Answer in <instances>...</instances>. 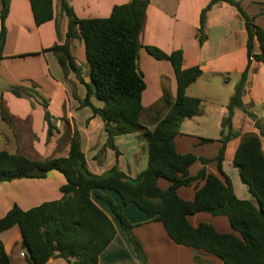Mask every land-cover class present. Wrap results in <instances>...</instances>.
<instances>
[{
  "label": "trees",
  "instance_id": "obj_1",
  "mask_svg": "<svg viewBox=\"0 0 264 264\" xmlns=\"http://www.w3.org/2000/svg\"><path fill=\"white\" fill-rule=\"evenodd\" d=\"M149 1L129 0L114 5L107 17L79 18L67 0H60L61 11L69 19L66 41L45 51L55 54L65 75L69 70L73 71L85 85L86 94L78 100L79 104L88 106L93 114L104 121L107 134L104 146L114 150L116 156L120 152L114 137L142 130L146 139L147 166L135 177L126 175L117 165L100 175L92 173L87 167L76 129L71 134L67 156L32 159L0 150V182L43 178L52 169L60 171L66 178V183L60 187L61 198L44 201L27 210L14 204L5 215L0 216V232L15 225L19 227L28 264H46L53 256L63 258L68 264H97L98 255L113 239L115 228L106 213L93 202L92 191L96 198L108 203L111 213L127 231L137 256L144 262L146 256L140 242L131 233L133 224L126 217L122 204L133 203L147 216L161 222L175 243L210 252L224 264H264V151L259 136L256 133L242 135L232 160L241 181L255 200L238 198L229 176L222 169L226 143L239 135L231 127L234 108L243 109L255 121L259 133L264 137L260 120L254 113L248 112L242 102L251 61L264 63V28L255 23L256 15L246 13L239 0H209L201 9L196 32L199 45L207 38L205 22L210 8L220 2L236 8L243 18L247 35L246 65L227 103V113L221 120L220 137L200 138L202 143L218 141L220 147L217 154L206 158L190 152L179 153L174 139L179 133L180 124L183 119L197 114L201 105V99L188 96L186 88L201 75L202 69L199 65L183 68V51L180 48L167 53L157 46L145 45L146 51L155 59L170 62L176 79V93L173 97L165 90L155 105L148 108L142 105L146 84L138 67L139 49L142 47L139 36ZM9 3L10 0H1L0 60L3 58L7 33L5 19ZM29 3L36 25L53 18L52 0H29ZM259 14H264V9ZM75 38L84 42L89 82L83 79L70 52V41ZM255 38L259 52L254 51ZM9 90L16 96L23 93L31 95L27 92L30 89L24 86H9ZM91 97L103 105H94ZM42 100L50 135L55 127L47 110L48 102L44 98ZM0 107H3L2 102ZM143 118L146 120L143 121ZM146 122L152 124L153 128L148 129L144 125ZM197 159L203 166L195 175H190L189 167ZM213 161L223 180L206 171L205 165ZM159 178L170 181V185L161 188L157 183ZM198 179L204 180V183L196 189L192 200L178 196L177 188L189 186ZM102 189L116 193L121 203H117L110 193L102 192ZM200 211L226 216L236 233L219 232L207 222L192 226L187 216ZM193 259L197 264H204L196 255ZM0 264H11L1 240Z\"/></svg>",
  "mask_w": 264,
  "mask_h": 264
},
{
  "label": "crops",
  "instance_id": "obj_2",
  "mask_svg": "<svg viewBox=\"0 0 264 264\" xmlns=\"http://www.w3.org/2000/svg\"><path fill=\"white\" fill-rule=\"evenodd\" d=\"M128 1L67 0L79 18L107 17L114 5ZM208 2L209 0H150L146 7L145 22L139 40L142 46L154 45L167 53L180 48L183 51V68L193 65L201 67V75L186 88L188 96L201 99L199 111L194 116L182 120L174 141L176 151L179 153L190 152L197 157L211 158L217 154L220 143L216 140L202 143L200 138L220 137L221 120L227 113V103L246 65V48H243L242 55L234 58L235 62L232 63L234 47L228 44L220 48L211 40L208 30L213 27L220 28L224 37L231 35V19H235L239 27L245 31L244 21L239 12L225 2L214 4L207 12L205 22L207 38L202 45H199L196 38L199 15ZM52 8L53 18L36 25L29 0H10L5 19L7 33L2 52L3 58L0 60V84L29 86L34 82L38 84L39 80L46 84L49 82L48 79L51 80L53 90L43 86L41 91L49 100L47 110L55 128L47 138L45 133L47 124L44 119L46 109L33 102L31 97H16L0 90V103H3V107H0V150L19 153L32 159L67 156L71 134L76 129L87 167L92 173L100 175L113 165H117L126 175L135 177L146 168L147 158L144 166L141 158H136L135 149L131 151L133 158L125 156V145H129L130 141L123 137L133 132L114 137V143L120 152L118 156L115 155L114 150L105 147L107 134L104 130V121L99 115L93 114L88 106L79 104L78 100L86 94L84 84L77 79L73 71L69 70L65 75L55 54L49 50L45 51L53 45L63 44L68 29L69 19L61 11L60 0H52ZM246 38L245 31V42ZM254 40V51L259 52L258 41L256 38ZM69 48L81 73L84 66L89 76L83 40L72 39ZM138 67L146 84L141 98L145 108L155 105L165 90L175 96L176 79L168 60L155 59L141 47ZM230 70L236 74L235 77L230 76ZM221 75H223L222 80ZM82 77L86 82L90 81V78L83 75ZM224 86L228 87L226 91ZM91 101L98 107L103 105L102 102L99 104L100 101L95 97H91ZM242 102L244 108L254 113L264 127V115L258 113L259 106L264 107V63L261 61L252 60L249 65ZM163 112L161 110L160 113ZM210 116L213 117L215 126L214 133L211 134L208 133ZM144 125L148 129L153 128L148 122ZM231 127L239 135L227 141L222 169L229 176L236 196L247 199L249 191L241 181L237 167L232 163L233 156L242 135L256 133L263 151L264 137L259 133L255 121L239 107L233 109ZM112 152L114 156L111 157ZM202 166L197 159L189 167L190 175H195ZM205 167L207 172L214 173L223 180L214 161L206 164ZM65 183V176L56 169L48 171L43 178L1 181L0 216L5 215L14 204L27 210L44 201L61 198L60 187ZM157 183L163 189L170 185V181L163 178H159ZM203 183L204 180L198 179L189 186H180L177 188V194L182 199L192 200L196 189ZM93 192H91L93 202L106 213L115 228V235L98 255L97 264H197L193 259L195 255L204 264H224L219 257L210 252L175 243L167 235L161 222L147 216L133 203L130 204L135 208H130L132 207L129 206L130 204H122L124 213H127L128 209L131 210L132 217L128 213L127 216L133 224L131 233L140 242L146 256V262H143L136 256L135 248L125 228L115 223L108 203L96 198ZM102 192L110 193L117 203H121L116 193L107 189H102ZM187 219L192 226L207 222L219 232L236 233L224 215H212L200 211L188 215ZM0 240L4 244L11 264H28L25 254L21 255L26 249L17 225L1 231ZM46 264L68 263L61 257L53 256Z\"/></svg>",
  "mask_w": 264,
  "mask_h": 264
},
{
  "label": "rangeland",
  "instance_id": "obj_3",
  "mask_svg": "<svg viewBox=\"0 0 264 264\" xmlns=\"http://www.w3.org/2000/svg\"><path fill=\"white\" fill-rule=\"evenodd\" d=\"M239 1H240L241 6L243 7V9L246 11V13L248 15H250V16L256 15V17H255V23L257 25H259V26H261V27L264 28V14H259V12L261 11V9H264V0H239ZM230 22L232 24V33H231L230 36L224 37L223 31L220 32V28L218 29L216 27H213V28L209 29L208 31H209L211 40L212 41H215V43L217 44L218 47L222 48L224 46H227L228 44H231L234 47V51L235 52L233 53L234 55L232 57V63H233V62H235L234 61V58L236 59V57H238V55H242V53H243L242 50L245 47V31H244V29L242 27L241 28L239 27V24L235 21V19H231ZM223 38H225V39H223ZM142 47L145 48V46H142ZM82 69H83L82 75L84 77L86 76L89 79L88 73L85 72V70H84V66H82ZM229 74L232 77H235V75H236L233 72V70H230ZM223 75H221V77H220L221 80L223 78ZM39 81L40 82H38V84L34 82V84L29 85V86H27V85H20V84H18V85L0 84V90L3 91V92L4 91L5 92H9V93H11V95L16 96L11 90H9V86H24V87H27V88L30 89L27 92H29L31 95H25L23 93L21 96H16V97H31L32 100H33V102H37L39 104V106H41V107H43L45 109V107L43 105L42 98L46 99L47 102H49V100H48L47 97H45V96L42 95V91H41L42 90V87L44 86L46 88H49L50 90H53V86H51L52 85V82L49 79L47 80V81H49V82H47L48 84H46L42 80H39ZM227 88L228 87L224 86V91H226ZM36 92L39 94V96H38V94ZM99 104H101V101L99 102ZM258 109H259V112L258 113L259 114L261 113V114L264 115V107H263V105L259 106ZM44 114H45V112H44ZM145 120L146 119L143 118V121H145ZM213 123H214L213 117L210 116L209 122H208V126L210 128L209 129L210 131L208 132L209 134L214 133L213 132L214 131L213 129H214L215 126L213 125ZM46 124H47V122H46ZM45 133H46V137L49 138L50 135H48V124L46 125V132ZM123 138H125L126 140L128 138L129 141H130L129 142V145H125V156H130V157L133 158V155L131 154V151L133 149H135L136 150V153H137L136 154V158H141V160L143 162L142 165L145 166V158H147V154H146V139H145V137L143 135L142 130L134 131L132 134H130L128 136H125ZM110 155H111V157L114 156L113 152L110 153ZM138 166L140 167L141 165H138ZM232 166L233 165H231V167ZM229 172H230V170H229ZM247 197H248L247 199L254 200L253 197L250 195V193H248ZM129 206H132L130 208H135V206L133 204H130ZM127 213H128L129 216L132 217L131 210L128 209L127 210ZM127 213H125V215L128 218ZM113 219H114L115 223L117 224V226H121V224L119 223V221L116 219V217L114 215H113ZM128 220H129V218H128ZM134 248H135V246H134ZM136 256H137V254H136Z\"/></svg>",
  "mask_w": 264,
  "mask_h": 264
},
{
  "label": "built area",
  "instance_id": "obj_4",
  "mask_svg": "<svg viewBox=\"0 0 264 264\" xmlns=\"http://www.w3.org/2000/svg\"><path fill=\"white\" fill-rule=\"evenodd\" d=\"M21 255H24V252H21Z\"/></svg>",
  "mask_w": 264,
  "mask_h": 264
}]
</instances>
